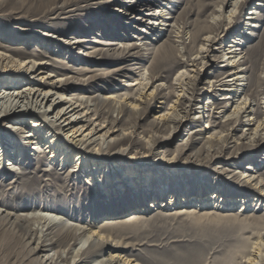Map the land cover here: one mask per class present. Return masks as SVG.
Returning a JSON list of instances; mask_svg holds the SVG:
<instances>
[{
	"label": "bare ground",
	"instance_id": "obj_1",
	"mask_svg": "<svg viewBox=\"0 0 264 264\" xmlns=\"http://www.w3.org/2000/svg\"><path fill=\"white\" fill-rule=\"evenodd\" d=\"M90 1L95 0H83L86 3ZM120 1L106 0L103 4L111 6L119 4ZM257 1L249 10L252 13L247 14L250 17L245 20L240 31L232 32L227 39L226 34L233 29V20L250 0H217L212 13L203 20L199 19L192 26L188 21L192 10L187 7L181 10L178 17L173 16V4L178 3L176 0H156L150 4H145L144 0H129L132 5L130 9L125 6L120 10L114 9L115 13L122 15V19L131 14L135 15L132 21L138 27H144L140 30L139 38H141L138 41L140 43L122 44L119 48L117 42L110 41L114 44L96 50L99 42H95L96 45L90 48L93 52L84 56L90 61L93 60L91 61L93 63H97L99 57L98 60L106 64L116 62L121 56L131 57L130 59L136 62L135 65L142 70L130 85L124 86L126 91L130 92L129 88L137 91V94L133 91L131 95L117 91L107 92L109 89L101 86L94 87L97 81L105 82L106 79L115 81L112 74L127 76L131 70L126 67L119 68L111 74L100 69L91 71L85 69L80 70L84 72H80L66 65V61L49 57L40 53L41 51L36 54V51L28 53L23 47L11 48L0 38V139L2 140L0 171L2 173L16 169L19 160L11 151L10 147L13 143L10 137L18 139L16 155L19 154L20 160L24 152L29 150L26 155H30V151L32 152L36 147L39 155H46L45 160L52 165L51 168L58 163L60 170L64 171L63 174L68 173L72 178L76 173H83L86 169L88 175L86 173L84 184L88 183L94 190H98L99 194L105 192L106 195L112 192L110 186L119 183L129 185L128 187L134 190L136 185L145 183L146 179L155 173L152 171L155 168H151L153 166L164 168L165 174L171 177L177 175L180 177L184 171L196 167L201 171L210 170L220 177H232L236 176L235 170L220 171L216 164L250 160L236 184L226 182V188L223 190L221 188L222 192L218 191L216 186L206 187L204 191L198 188L195 193L187 188L171 192L165 189V192L159 195L151 193L152 196L150 195L149 199L144 198L145 202L141 206L116 209L103 215L100 217L102 219L88 228L75 226L72 219L62 214L61 211L67 209V205L57 200L60 197L66 199L65 189L71 187L72 194L68 201L71 204V199L77 197L76 187L71 185L67 178H63L62 173L55 177L53 169L44 173L47 170H42V160L29 163L28 167L36 169L27 171V167L24 168L23 173L18 175L13 183H8V179L0 177V221L13 230L22 229L20 231L30 239L31 243L28 241V244L34 245L31 246V251L37 256L35 261L38 264H138L136 260L125 257L123 251L119 250L113 241L107 239L105 232L115 226L147 223L148 221H143L151 218L156 210H158L156 215L165 214L175 207L174 214L190 213L197 219L207 217L208 222L210 219L231 222V218L237 220L239 212L242 211L246 213L244 216L246 219L253 218L251 219L253 225L260 226L259 223L264 222L262 217L255 218L252 213L250 216L247 215L249 210L264 204V177L259 175L264 167V107H262L264 79L259 75L264 73V57L262 60L259 59V63L256 58L264 47V37L262 36L256 45L248 47L247 57L242 47L245 36H250L249 31L255 26L252 21L255 15H259L261 7L259 3L264 0ZM8 2V0H0L1 11H5ZM196 5L200 8L194 13L199 18L203 17L211 6L202 2ZM138 8H147V10L142 15ZM51 11L55 15L58 12L61 15L65 14L67 9L56 12L53 7ZM127 27L132 25L128 24ZM162 32H165L164 36ZM152 36L155 38H151ZM44 37H54V35L45 34L42 39ZM160 38L164 41L163 45L150 59L148 67H145L143 56L146 53L144 48L149 46L147 42ZM76 39L64 40L59 35L60 44L71 51L88 42ZM223 39H225L226 53L222 55L223 61L218 63L221 59L218 55L221 52L218 45ZM143 41L147 42L143 43ZM43 42L53 45L48 41ZM111 47L115 48L111 50ZM81 51L82 48L78 55ZM215 64L220 65L214 73ZM163 65L169 67L163 72L166 78H170L174 70L182 67L173 78L175 84L172 86L175 93L172 99L164 93L166 90L163 83L166 78L161 71L156 72L157 68ZM206 77L205 87L201 90L198 86ZM249 81L255 84L254 88H245ZM109 83L113 82L109 81ZM118 83L121 85V82ZM157 83L159 84L156 85ZM73 86L77 88L71 91ZM117 86L116 84L112 88ZM191 86L194 88V93L187 98L186 91ZM87 88L94 90L87 91ZM158 96L166 101L171 100L166 111H163L162 106L150 107L154 113L152 129L161 125L167 130L166 132L170 130V133L162 139L155 135L153 130L141 132L136 124L129 123L130 119L147 108L145 105L148 100L157 103ZM260 99L262 101H259ZM255 102H259L260 106L254 111ZM179 107H182L184 117L175 112ZM205 109L209 110L207 117L209 120L202 130L191 132L190 141L192 144L195 137H203L205 145L209 146L204 158H201V155L191 154L184 158L183 152L189 148V144L179 146L175 152L168 150L165 154L158 152V155H155L162 144H171L180 138L181 128L189 126L192 128L200 124L202 119L205 121ZM115 114L117 117H114ZM260 114L262 116L258 118ZM122 115L127 116V119L122 118ZM196 115L200 116L199 119ZM218 116L222 119L219 126L215 124ZM241 125L243 130L247 129L237 135L238 127ZM144 132L147 134L146 137L142 136ZM226 132L227 134L224 135ZM184 140L185 138L182 142ZM137 146L143 147L145 151L143 153L135 151ZM215 147H218V152L210 150ZM230 149L234 151L226 156ZM118 169H122L123 173L115 178L113 175L117 174ZM38 173H42L43 176ZM101 174L104 179L101 178ZM48 176L53 180L46 179ZM230 188L237 191H233L234 195L227 196ZM124 189V186L120 187L122 191L120 194ZM88 193L89 190H85L84 196ZM245 193L248 195L246 196ZM9 197L12 198L11 200H38L41 203L30 202L32 204L6 207ZM42 198L51 200L50 206L39 200ZM161 208L165 209L161 210ZM36 226L37 230H35ZM54 226L59 229L55 234L51 231L55 229ZM104 227L106 228L103 229ZM262 230L264 228H260L257 232L250 254L246 253L243 264L264 263ZM86 245H89L88 249L81 253ZM89 258H92L90 262Z\"/></svg>",
	"mask_w": 264,
	"mask_h": 264
},
{
	"label": "rangeland",
	"instance_id": "obj_2",
	"mask_svg": "<svg viewBox=\"0 0 264 264\" xmlns=\"http://www.w3.org/2000/svg\"><path fill=\"white\" fill-rule=\"evenodd\" d=\"M8 1L9 2L7 4L5 3V11L0 10V38L2 39L4 44H6L7 46H11V48L23 47V50H27L28 53L36 51L35 53L37 54L39 53L38 51H41L40 53H43L44 55L53 57L55 59L58 58V60L63 62L66 61V65H68L69 67H74L76 71L85 69L89 71L100 69L104 70V72H110L111 74V72L113 73L119 68L126 67L127 69L131 70L130 74H127V76L122 77L115 76L112 74V77L116 79L115 81L112 79H106L105 82L107 81V83L97 81V84H95L94 87H105L106 89H109L107 92L117 91L121 94L129 93L131 95V92L133 93L134 91V94H137L136 90L129 88V92L126 91V88L124 87L130 85L132 81H134V79L138 77V74L142 72V70L139 69V66L135 65L136 62L130 59L131 57L121 56L117 58L116 62L106 64L99 61V57H97L98 62L93 63L91 62L93 60L90 61L84 56L86 53L93 52V50H91L90 48H93L96 45L94 44L95 42H99L96 50L107 48L108 44H114L110 43V41L117 42L119 48L122 47V44H134L136 42L140 43L138 42L141 38H139L140 30L144 27H138L135 22L132 21L135 15L131 14L129 17L127 16L122 19V15H119L118 13H115L113 11L114 9L120 10L122 6H125V8L130 9L132 5L131 3H129V0H121L119 4H112L111 6L103 4V2H105L106 0H95L90 1L89 3L83 2V0H44L45 2H42L41 0ZM152 1L156 0H144L145 4H150V2ZM176 1H178V3L175 2L173 4L175 9H173L172 12L173 16L175 15L176 17H178L182 12L181 10L187 7L189 10H192V15L188 17V21L189 23H191L192 26L196 24L199 19L203 20L212 13V11L214 10V4L217 0ZM198 2L211 4L210 8H208L205 15L201 18H199L194 13L198 8H200L199 5H196ZM257 2V0H250V2L245 6V8L241 12H239V14H237V18L233 20V29L226 34V39L230 36L232 32L240 31V29L244 25L245 20L250 17L247 16V14L252 13V11L249 12V10ZM259 4H261V7L259 9V15H255L253 17L254 20L252 21L254 25H258V27L254 26V28L249 31L250 36H245V41L243 43L244 45L242 46L245 51L244 55L246 57L248 55V47L256 45L260 41L262 36L264 37V1L260 2ZM63 5H65V7H63ZM53 7H55L56 12L64 9H67V11L65 14L59 15L58 12L55 15V13L51 11ZM138 9L139 13L141 12L142 15H144L145 10H147V8ZM136 16H138V13L136 14ZM256 17L259 18L256 19ZM128 24L132 25V27H127ZM45 34L50 36L54 35V37H44V39H42L43 35ZM164 34L165 32H162L163 36ZM59 35L62 36L64 40H66V38H77L76 40L88 42H85L82 46L76 47L78 49H76L75 51H71L70 49H66L65 46L60 44ZM151 38L155 37L152 36ZM161 38L154 40L153 42L143 41V43H149V46L144 48V53H146L143 56V64L145 67H148L147 64L149 63L150 59L153 57V55L158 52L159 47L163 45L164 41H161ZM33 39H35L36 41H33ZM37 39H39L38 42ZM224 40L225 39L221 40L218 45V47L220 48L219 51H221L218 54L219 57H221L218 63L223 61L222 55L226 53L224 52ZM43 41H48L50 44L52 43L53 45H47ZM81 48V54L78 55V53H80ZM114 48L115 47H111V50H113ZM259 54L260 55L256 57L258 58V63L259 59L261 58L260 60H262V58L264 57V47L261 49ZM219 65H214V73L216 72V69L218 68L217 66ZM137 68L138 71H136ZM181 68L182 67H180L179 69ZM168 69L169 67L167 65H163L162 67H158L156 72L158 70L161 71L163 76L166 78V75L163 72ZM179 69L174 70L173 74L170 75V78H166L165 83H163L165 87L164 89L166 90L164 93H167V96L170 99L174 97L173 94L175 93V91L173 89L172 84L175 83H173V78L175 77ZM119 73L122 74L121 72ZM259 75H261L264 79V73H260ZM207 77L203 79L201 84L198 86L199 89L202 90L205 87ZM109 81H112L113 83H109ZM118 81L121 82V85L120 83H118ZM126 82H128V84ZM114 84L118 85L117 88H112L113 86H115ZM158 84L159 83H157L156 85ZM254 86L255 84L249 81L248 84L245 85V88H254ZM75 88L77 87L71 88V91ZM88 90L92 91L94 90V88H87V91ZM193 93V86L188 87V90L186 91V97L190 98ZM157 100V103H152L148 100L145 105L147 106V108L145 110H141L136 117L130 119L131 122L129 123H132L134 125L136 124V127L139 128L141 132L143 130H146L147 132L153 130L155 131L154 134L162 139L170 133V130L169 132H166L167 130L161 125H158L155 129H152V126L154 125V113L152 111V108L162 106L163 111H166L167 109H169L171 100L166 101L165 99H161V96H158ZM259 101L262 100L260 99ZM162 102L164 103L163 105L158 104ZM259 106V102H255L254 111L258 110ZM208 111V109H205V121L202 119L200 124L194 125L192 126V128H190V126L188 128H181L180 138L175 142H172L171 144H162V146L158 147V150L155 152V155H158V152H162L165 154L168 150L175 152V150L179 146H183V144H189V148H187V150L183 152L185 154L183 156L184 158L190 154L194 156L201 155V158H204V156H206L207 154L206 152L208 151L209 146L205 145L203 137H195L193 139L192 144L190 143V141L192 136L191 132H195L196 130H202L208 122ZM175 112L184 117L182 107H179ZM216 112H218V110ZM194 114L195 113H193V115ZM261 116L262 114L258 115L257 117L260 118ZM114 117H117V114H115ZM124 117L125 119H127V116ZM124 117L122 115V118ZM193 117L194 116H192V118ZM196 117L197 119H199L200 116L196 115ZM254 119H256V116H254ZM221 121V116H218V118L215 120V124L219 126L221 125ZM242 126L243 125L238 127L239 132H237V135L242 132ZM246 129L247 128H244L243 131H245ZM157 130L158 133H156ZM226 134L227 132L224 135ZM146 135L147 134L145 132L142 134V136L145 137ZM184 138L185 140L182 142ZM10 140L11 143H13L12 145L16 147V150L14 151L12 148L13 146H11V151L13 154H15L14 156H16L19 160L17 162L16 169H10L11 171L8 170L9 172L5 173L4 171L3 173L0 171V177L2 179H8V183H13L17 179V176L23 173L24 168L26 167L27 171H34L36 168L28 167V164L34 163L39 160H42L43 162L42 170H47L44 173H48L51 169H53V171L55 172V177H57V175L60 173L63 174L64 171L60 170L61 168L58 167V163H55L53 168H51L52 165L49 162H46L45 160L46 155H39V150H37L36 147L32 149V152L30 151V155H26L29 150L24 152L22 154L23 158L21 157L22 159L20 160V157H18L19 154L16 155L18 139H13L12 137H10ZM0 141L2 140L0 139ZM168 141L169 138L167 139V142ZM161 147L164 148L161 150ZM210 150L215 152L219 151L218 147L211 148ZM135 151L143 153L145 149L143 147L137 146ZM233 151L234 149L228 150L226 156L231 154ZM25 157H27V160H24ZM7 160H9V158ZM249 162L250 160L237 163H235L234 161H230L227 163L224 162L221 164H216L220 168V171H222V169H225L226 171L235 170L236 176L232 177H220L217 174L211 172L210 170L201 171V169L198 167L191 168L189 169V171H184L180 177L178 175L171 177L165 174L164 168L160 166H153L151 168H155L152 170L155 171V173L152 174L150 178L146 179L147 181L145 183L141 185H136L134 190L128 187L129 185L127 186L124 183V185L119 183L117 185L115 184L109 187L110 189L112 188V192L110 193V195H106L105 192H101V196L98 190L93 189L92 185L88 183L84 184L83 181L86 179L85 176L87 173L86 169L83 171V173H76L73 178L68 173H65L63 174V178H67L70 181L71 185H75V192L77 193V197L75 199H71V204L68 202L70 201L72 194L71 187H68L65 189V194L67 198L64 199L60 197L57 201L64 202V204L67 205V209L61 212H63L62 214L65 215L66 218L72 219L73 223H75V226L81 225V227L83 228H88L91 224H94L96 221L102 219L100 217H102L103 215H106L107 213L116 209H132L134 207L141 206L143 205L142 203L145 202L144 198L149 199L148 197H150V195L152 196L151 193L159 195L161 192H165V189L166 191L171 192L175 190L182 191L187 188V190H190L191 192L195 193L198 188L204 191L206 187L215 188L216 186L217 190L222 192V190L226 188V182L229 181L232 184H236V181L242 175V171H245L244 169L247 168L246 166ZM121 171L122 169H118L117 174H114L113 176L115 178H118V175H122L123 173ZM38 175L43 176L42 173H38ZM259 175L264 177V167L259 172ZM101 178L104 179L103 174H101ZM46 179L53 180V178L50 176L46 177ZM142 185L144 186L142 187ZM119 186L125 187V193L123 192L120 194V192L122 191L120 190ZM19 189H21L20 186ZM85 190H89V193L84 196ZM46 191L48 192V189ZM233 191L237 190L230 188L227 192V196L234 195ZM245 195L247 196L248 194L245 193ZM11 199L12 198L9 197L7 201L8 203L5 204L6 207H9V205L14 207L16 206V204L19 206H23L25 204H32L30 202L41 203L38 200ZM39 200H42L45 205L49 206L50 202H52L47 198H42ZM164 209L165 208H161V210ZM171 209L172 210H170V212L158 215H156L158 210L154 211L152 213L153 216H151V218L143 221H148L147 223H134L112 227L106 230L105 232L107 239L113 241V243L116 244V247L119 250L123 251V255L125 257L132 260H136L138 264H243V262L245 261L244 257H246L247 255L246 253L250 254V250L252 249L251 246L257 236V232L260 231V228H264V222H260V226H255L256 224L253 225L251 223L253 222L251 220L253 218L249 220L246 219L244 217L246 216V213L242 211L239 212V218H237V220L235 218H231V222H223L218 219H210L208 222L207 217L197 219V217H195L194 215H190V213H187L186 215H184V213L174 214L173 211H175L176 208L173 207ZM247 213V215L249 216L252 213L255 218H264V204H259V206L249 210V212ZM171 214H173L174 216H170ZM53 228L55 229L51 230L52 233L55 234L59 231L56 226H54ZM105 228L106 227H104L103 229ZM37 229L38 227L36 226L35 230ZM20 230L22 229L13 230L12 228H9L7 225H5L2 221H0V264H38L35 261V258L37 256L34 255L31 251L34 245L28 244L30 242L29 237ZM261 232V234L264 235V230H262ZM78 243L79 242H77V244ZM79 247L80 249H82L81 246ZM88 247L89 245H86L80 252H84L88 249ZM187 258H192L193 260H187ZM91 260L92 258H89V262ZM260 264L264 263L260 262Z\"/></svg>",
	"mask_w": 264,
	"mask_h": 264
}]
</instances>
